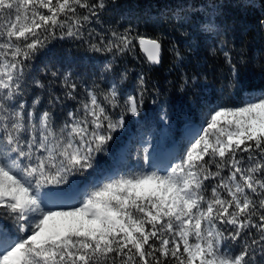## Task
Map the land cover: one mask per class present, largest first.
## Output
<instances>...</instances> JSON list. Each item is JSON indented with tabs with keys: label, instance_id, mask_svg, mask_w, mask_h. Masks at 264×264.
Here are the masks:
<instances>
[{
	"label": "snow or ice",
	"instance_id": "snow-or-ice-1",
	"mask_svg": "<svg viewBox=\"0 0 264 264\" xmlns=\"http://www.w3.org/2000/svg\"><path fill=\"white\" fill-rule=\"evenodd\" d=\"M111 2L0 0V264H264V92L211 108L206 127L173 160L83 189L72 179L93 168L124 114H137L143 102L141 91L120 103L130 69L116 68V59L135 55L138 45L152 65L162 61L160 36L133 27L112 29L111 38L87 30ZM235 3L255 7V0ZM189 7L198 6L180 5ZM203 7L216 16L197 31L222 37L224 5L209 0ZM172 14L181 27L191 23L187 12ZM65 37L88 39L92 51L113 60L87 81L54 63L44 81L33 79L37 54ZM173 51L182 63L180 50ZM145 83L141 73V89ZM67 100L76 106L68 110Z\"/></svg>",
	"mask_w": 264,
	"mask_h": 264
},
{
	"label": "trees",
	"instance_id": "trees-1",
	"mask_svg": "<svg viewBox=\"0 0 264 264\" xmlns=\"http://www.w3.org/2000/svg\"><path fill=\"white\" fill-rule=\"evenodd\" d=\"M208 2L209 0H112L111 6L100 13V19L87 25V30H94L98 36L107 38H111L112 29L123 32L128 27L138 29L151 38L162 37L163 57L159 65H150L137 45L135 55L117 58L115 67L130 69L128 80L120 85V103L123 105L129 96L138 97L143 91V102L136 114L140 123L137 126L160 130L174 139L178 143V155L191 138L184 136V125L196 124L198 132L206 127L205 119L211 108L225 104L240 105L250 96H258L264 92V27L260 24V20L264 19V0H255L254 8L238 7L235 0H220L224 5L221 21L228 25V31L222 37L212 39L197 31L199 22L215 19L216 14L203 7ZM185 3L198 7L181 9L180 5ZM173 10L177 13H189L186 19L191 20V23L181 27L179 19L172 14ZM220 39L226 41L223 47L219 43ZM173 48L180 50L184 57L182 63H176ZM213 49L216 51L213 52ZM228 58L236 65L235 77L230 71ZM111 60V53L92 51L88 39L57 38L37 54L31 62L29 74L33 79L44 81L49 76L46 66L54 63L65 74L71 73L74 79L87 81ZM141 73L145 74L144 89L139 85ZM111 78V74L106 75L100 81V86L105 87ZM60 88L59 83L53 87V92L58 96L62 95ZM31 98L33 94L30 92L29 99ZM41 102L46 106V97L42 93ZM65 105L71 110L76 106V101L67 100ZM115 111L119 112L120 109ZM123 118V127L112 133V139L104 151L96 153L93 168L82 176L72 178L82 188L93 183L96 176L112 178L111 171L115 176L117 172L126 169L129 162L132 168L139 167L144 161L145 153H151V149L146 146L134 148L136 134L131 132L137 127L135 116L126 112ZM126 143L130 149L125 151L126 158L119 161L118 152ZM6 224L10 226L11 221L8 220Z\"/></svg>",
	"mask_w": 264,
	"mask_h": 264
},
{
	"label": "rangeland",
	"instance_id": "rangeland-1",
	"mask_svg": "<svg viewBox=\"0 0 264 264\" xmlns=\"http://www.w3.org/2000/svg\"><path fill=\"white\" fill-rule=\"evenodd\" d=\"M135 126L139 125V119L137 118V115L135 114ZM197 131L196 129V125H187L184 127H182V132L184 134V136L189 137L192 136L195 132ZM135 133L136 134V145L134 146V148H145L148 147L149 149H151V153H147L148 155V161H143L142 164H139L140 166L137 168H132L131 167V162H129V159L127 157V161L129 163L126 164V169L121 170L120 172H115L116 175L113 176L112 178H115L117 175H123V174H128L129 172L132 171H139L141 170L142 167H148L151 165H161L166 163L169 160H173L175 157H178L179 155L177 154V146L178 143L172 139L169 138L164 132L160 131V130H151L149 129L147 126H143V127H136L135 130H133L131 132V134ZM130 134V136H131ZM128 143H126L124 145V147L121 149L120 152H118V160L122 161L124 160V158H126V152L128 149ZM131 156V155H130ZM111 174H113V171L111 172ZM95 181H100V180H106L105 178H103L102 176H96L94 179ZM78 187H80L81 189L82 186H79L78 184H76ZM90 190V188H89Z\"/></svg>",
	"mask_w": 264,
	"mask_h": 264
},
{
	"label": "water",
	"instance_id": "water-1",
	"mask_svg": "<svg viewBox=\"0 0 264 264\" xmlns=\"http://www.w3.org/2000/svg\"><path fill=\"white\" fill-rule=\"evenodd\" d=\"M142 54H143V56L147 59V54L144 53L143 51H142ZM162 57H163V52H162ZM147 62H148L150 65H152L151 62L148 61V59H147ZM161 62H162V61H161ZM152 66H156V65H152Z\"/></svg>",
	"mask_w": 264,
	"mask_h": 264
}]
</instances>
